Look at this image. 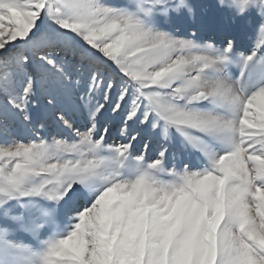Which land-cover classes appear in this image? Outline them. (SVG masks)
Wrapping results in <instances>:
<instances>
[{
  "label": "snow or ice",
  "instance_id": "1",
  "mask_svg": "<svg viewBox=\"0 0 264 264\" xmlns=\"http://www.w3.org/2000/svg\"><path fill=\"white\" fill-rule=\"evenodd\" d=\"M196 7L0 0V264H264V0Z\"/></svg>",
  "mask_w": 264,
  "mask_h": 264
},
{
  "label": "rangeland",
  "instance_id": "2",
  "mask_svg": "<svg viewBox=\"0 0 264 264\" xmlns=\"http://www.w3.org/2000/svg\"><path fill=\"white\" fill-rule=\"evenodd\" d=\"M191 2L197 5V7L194 9L192 15L180 21V23L182 24L200 22L202 19L207 18V16L210 14V10L206 7H203V5L211 4L213 0H191ZM240 39L243 42H251L252 39L251 29H249L247 33L241 30ZM257 39H259V36H257Z\"/></svg>",
  "mask_w": 264,
  "mask_h": 264
}]
</instances>
